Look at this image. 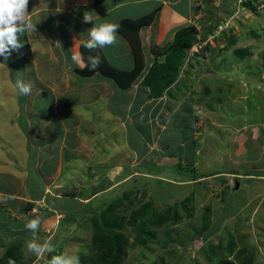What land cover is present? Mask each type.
<instances>
[{
  "label": "rangeland",
  "instance_id": "374dc122",
  "mask_svg": "<svg viewBox=\"0 0 264 264\" xmlns=\"http://www.w3.org/2000/svg\"><path fill=\"white\" fill-rule=\"evenodd\" d=\"M249 1L205 2L175 84L162 99L140 107L144 114L153 104L161 108L157 127L139 126L137 134L131 128L134 123H124L95 136L97 129L89 138L80 130L77 160L60 158L55 173L46 162L36 163L18 181L20 187L9 179V187L20 192L9 190L13 219L0 208V256L6 243L27 236L20 241L23 256L30 264H47L51 254L37 257L25 247L32 237L25 229L32 212L23 214L27 201L44 207L36 200L43 197L57 208L53 214L38 212L45 220L37 233L39 242L49 241L59 253L78 255L81 262L90 251L92 222L87 218L76 226L65 224V214L76 207L70 200L52 199L74 192L71 198L92 201V207L112 204L109 218L117 217L119 238L126 245L119 264H215L223 258L241 264L236 254L243 244L247 249L242 258H251L248 264H264V0ZM2 87L7 91L9 83L0 91ZM4 100L0 96V107ZM11 116L20 123L26 115L20 121L17 114ZM97 127L92 121L85 130L90 133ZM6 138L17 156L24 157L26 143L32 144L11 133ZM37 147L29 148L34 153ZM130 166L135 168L132 175L127 173ZM131 189L130 198H122ZM94 191L101 202L96 195L89 198ZM119 197L121 204L115 201ZM150 202L153 205L140 217ZM177 204L181 220L176 223L161 226L148 218ZM7 224L13 233L9 237ZM232 238L237 246L229 254L226 247ZM211 245L220 246L212 251Z\"/></svg>",
  "mask_w": 264,
  "mask_h": 264
},
{
  "label": "crops",
  "instance_id": "0c3cea01",
  "mask_svg": "<svg viewBox=\"0 0 264 264\" xmlns=\"http://www.w3.org/2000/svg\"><path fill=\"white\" fill-rule=\"evenodd\" d=\"M208 1L216 5L219 2L221 5L222 2V0H29L28 19L36 24V31L21 37V41L25 42L23 48L19 51L14 50L7 61L0 57V86H7L9 83L7 91H3L4 87L0 91V96L6 99L4 105L0 107V208L6 212L7 217H10L9 190L17 192L19 189L9 187V179L15 183L14 186L20 187L22 184L18 181L26 176L27 168L30 170L36 163L41 166L40 163L46 162L48 169L55 173L58 166L56 162L60 158L77 160L76 150L78 145H82L78 138L80 130H83L81 136L87 135L85 138H89L97 129L99 130L95 131V136L97 132L103 135L105 130L122 127L124 123L127 125L134 123L131 128L138 134L139 126H156L159 123L161 108L158 105L153 104L145 114L140 113L143 103L146 106L155 100L150 97L149 89L143 86L142 76L137 77L129 88L122 90L101 72L81 74L84 67H78L73 63L71 56L74 51L82 54L81 48L88 39L87 30L95 23L118 24L124 18L136 19L154 14V19L143 23L139 28L145 55L143 73H146L157 54L173 40L176 31L180 27L195 24V19L203 14L205 2ZM86 11L93 16V22H82ZM117 35L116 44L100 50L112 67L121 71L131 70L135 64L132 47L119 31ZM56 41H60L62 45L57 47ZM17 76L32 84L30 95H19L13 88ZM84 107L91 109V113L84 112ZM13 114H17L19 121L21 115L26 116L17 123L11 116ZM92 121L99 127L88 133L85 125ZM83 122L85 124L82 127ZM23 125H27V128ZM9 133L14 134L16 138L25 137L24 140L30 141L32 147L38 146L36 151L32 153L29 148L31 145L26 143L24 157L17 156L9 145V139L6 138ZM41 145L46 151L41 150ZM13 158L18 163H15ZM127 168L129 169L127 173L132 175L131 171L134 172L135 168L132 166ZM18 171L24 175L19 177L20 175L16 174ZM36 198L38 197L34 199ZM36 200L43 202L45 205L42 206L43 209L48 206L45 198ZM55 208L49 207L50 211H55ZM31 212L32 217L26 218L27 220L41 216L38 214V207L30 210L25 207L23 214L28 215ZM10 218L13 219L12 216ZM41 221V226L45 225V220ZM6 226V234L9 237V233L12 232H9V224Z\"/></svg>",
  "mask_w": 264,
  "mask_h": 264
},
{
  "label": "trees",
  "instance_id": "16d2710c",
  "mask_svg": "<svg viewBox=\"0 0 264 264\" xmlns=\"http://www.w3.org/2000/svg\"><path fill=\"white\" fill-rule=\"evenodd\" d=\"M250 1L252 2V0ZM249 5L254 9L256 8L253 6V3ZM154 17V14H148L136 19L124 18L121 19L118 23V31L127 38L132 47L135 64L131 70L121 71L117 68L112 67L106 61L100 48L89 51L87 48L82 46L81 50L85 63L87 64V57L91 55L99 56L100 64L95 70H90V66H85L84 69L81 70V74L89 75L93 74L94 72H101L104 75L108 76L109 79L114 82L116 87L122 90H126L127 88H129V86L132 85L137 77L139 78L142 76L141 82L143 83L144 87H147L149 89V95L151 94L150 97H161L166 92V90L176 81L180 66L183 64V58L186 54L185 49H187V47H190L195 41L197 32L194 25L180 27L176 31L173 40L157 54L153 64L150 66L148 71L146 73H143V70L145 69V55L139 28L143 23L149 22V20L151 21L152 19H154ZM169 94L171 95V92ZM178 167L181 168L180 160L178 161ZM132 192L133 189L127 190V192L122 194V198L129 199ZM97 193V191H94L89 196V198L96 195L95 200H97ZM75 195L77 194L74 192L73 194L65 193L63 196L64 199H61L62 197H58L57 199L52 197V199L62 200L63 202H67L70 200L72 202L71 205H74V207H76L73 213L67 212L65 214L66 216L63 219L65 224H68L66 222H69L70 224H72V226H76L82 219L87 218L92 222L93 232L90 238V251L89 253H85L82 255V261L80 262V264H119L125 259L126 245L119 238L120 231L118 230V227L120 223H118L117 217H115L113 214L112 216L114 219L109 218V215L114 211L112 204L110 203L104 205L103 203H99L98 207H92V201L84 202L77 198H71ZM119 198L114 200L118 201L121 204V197ZM186 200L187 198L185 200H182L180 204L184 205L186 203ZM47 201L49 207L55 206L49 200ZM97 202H101V199H98ZM33 203L34 202L27 201V210L33 208ZM152 205L153 203L150 202L146 206H144L145 209L143 210V215H141L140 217H144V213L148 212L149 208H151ZM178 205L179 204L171 208L166 207V211L164 213H159L157 216L155 214L154 216H149L148 218L151 219L153 223H158L161 226L169 221H171L172 223H176L177 221L181 220V216L177 214ZM48 206L44 209L39 208V212L53 214V210L50 211ZM96 210L97 212H94ZM80 213H83L84 215L81 216ZM142 225L143 223H140L141 228L143 227ZM146 234L150 235V232H146ZM26 237L27 236H23V238L21 239H13L9 243H6V245H4L5 249L2 256H0V264H9L10 260L14 261L15 264H30L31 260L23 256L20 248V241ZM218 246L220 245H211L210 248L212 251H215V248H217ZM236 246L237 241L235 239L232 238L228 241L226 248L229 254H232L233 249ZM59 249L60 248L56 249V251L52 254H59ZM246 249L247 245L243 244L240 248V252L236 254V257H240L241 264L251 263V258H242V253L246 251ZM215 264H234V262L230 259L223 258Z\"/></svg>",
  "mask_w": 264,
  "mask_h": 264
},
{
  "label": "clouds",
  "instance_id": "9594fccd",
  "mask_svg": "<svg viewBox=\"0 0 264 264\" xmlns=\"http://www.w3.org/2000/svg\"><path fill=\"white\" fill-rule=\"evenodd\" d=\"M28 4L29 0H0V57H3L5 61L14 50L19 51L23 48L25 42L21 41L22 36L36 31V24L28 19ZM93 21V16L86 11L82 22L91 23ZM118 29L119 25L116 23H95L93 27L87 30L88 39L84 41L83 46L92 51L114 45L118 41ZM56 45L60 47L62 43L56 41ZM71 60L78 67L90 66V70H95L100 64L99 56L91 55L87 57V64H85L79 51L73 52ZM13 88L19 95L27 96L31 94L32 84L17 76ZM41 222V218L37 217L25 223V229L32 234L31 239L26 240L25 247L28 252L37 257L44 256L45 253L52 254L56 251L49 241L39 242L37 233L40 230ZM9 264H15V262L10 260ZM47 264H80V260L78 255L62 252L51 255V258L47 260Z\"/></svg>",
  "mask_w": 264,
  "mask_h": 264
}]
</instances>
